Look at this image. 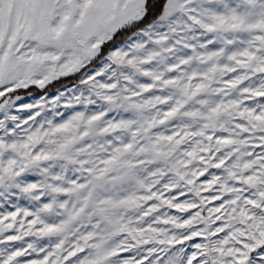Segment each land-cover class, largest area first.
I'll use <instances>...</instances> for the list:
<instances>
[{
  "label": "snow or ice",
  "instance_id": "6c2138e0",
  "mask_svg": "<svg viewBox=\"0 0 264 264\" xmlns=\"http://www.w3.org/2000/svg\"><path fill=\"white\" fill-rule=\"evenodd\" d=\"M0 264H264V0H0Z\"/></svg>",
  "mask_w": 264,
  "mask_h": 264
}]
</instances>
